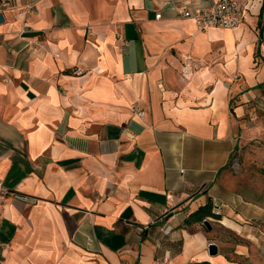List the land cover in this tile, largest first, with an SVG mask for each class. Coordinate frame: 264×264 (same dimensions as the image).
<instances>
[{
  "label": "crops",
  "instance_id": "obj_1",
  "mask_svg": "<svg viewBox=\"0 0 264 264\" xmlns=\"http://www.w3.org/2000/svg\"><path fill=\"white\" fill-rule=\"evenodd\" d=\"M6 1L2 263L236 264L217 239L242 228L221 178L264 90L263 0L205 32L180 13L216 0ZM209 202L220 220L188 221Z\"/></svg>",
  "mask_w": 264,
  "mask_h": 264
},
{
  "label": "rangeland",
  "instance_id": "obj_2",
  "mask_svg": "<svg viewBox=\"0 0 264 264\" xmlns=\"http://www.w3.org/2000/svg\"><path fill=\"white\" fill-rule=\"evenodd\" d=\"M239 121V144L221 180L239 198L242 228H224L217 239L236 264H264V90Z\"/></svg>",
  "mask_w": 264,
  "mask_h": 264
},
{
  "label": "built area",
  "instance_id": "obj_3",
  "mask_svg": "<svg viewBox=\"0 0 264 264\" xmlns=\"http://www.w3.org/2000/svg\"><path fill=\"white\" fill-rule=\"evenodd\" d=\"M1 7L7 6V1H0ZM249 9V1L247 0H216L214 7L196 9L194 13H189L186 10L181 11L180 16L184 19H192L199 31L205 32L210 29L232 30L238 28L244 22L245 16ZM1 17V13H0ZM157 19L161 15H156ZM192 67L185 64L184 74L190 75ZM82 74V73H78ZM143 116V113H139ZM170 231V227L165 229V233ZM1 248V245H0ZM0 264H3L0 260Z\"/></svg>",
  "mask_w": 264,
  "mask_h": 264
},
{
  "label": "trees",
  "instance_id": "obj_4",
  "mask_svg": "<svg viewBox=\"0 0 264 264\" xmlns=\"http://www.w3.org/2000/svg\"><path fill=\"white\" fill-rule=\"evenodd\" d=\"M263 13H264V0H263L262 8H261V13H260L261 17ZM261 35H262V29H261ZM221 216L222 215L218 213L217 211L215 212L213 211V205L212 203L209 202L207 205L201 207L198 211L193 213L188 219V221L189 222L190 221L201 222L206 217H212L216 220H220Z\"/></svg>",
  "mask_w": 264,
  "mask_h": 264
},
{
  "label": "water",
  "instance_id": "obj_5",
  "mask_svg": "<svg viewBox=\"0 0 264 264\" xmlns=\"http://www.w3.org/2000/svg\"><path fill=\"white\" fill-rule=\"evenodd\" d=\"M205 226H206L209 230H211V227H210L209 224L206 223ZM208 250H209V255H210V256H216V255L218 254V252H219L218 247H217V245H215V244H210Z\"/></svg>",
  "mask_w": 264,
  "mask_h": 264
}]
</instances>
